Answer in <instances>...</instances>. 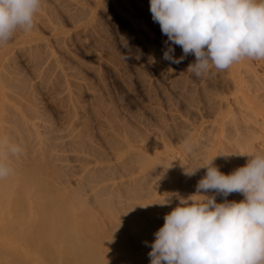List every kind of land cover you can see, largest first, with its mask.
<instances>
[{
    "label": "rangeland",
    "instance_id": "obj_1",
    "mask_svg": "<svg viewBox=\"0 0 264 264\" xmlns=\"http://www.w3.org/2000/svg\"><path fill=\"white\" fill-rule=\"evenodd\" d=\"M166 40L167 37L161 33L159 24L152 19L150 0H41L35 16L34 27L29 31L17 29L7 42H0V136L2 137L4 133V137H0V159L2 155V159L5 161L7 159L9 163L16 164V167L18 165L13 160L14 156L9 155L10 160L8 155L6 156L3 142L7 140L9 146L16 145L22 148L23 150L20 149L22 153L25 150L23 154L19 151L20 153L18 152L19 155H17L19 158L18 163L23 161L18 165L19 171H16L19 173L18 175L24 177V174H30L27 170L31 171L32 168V174H36L28 178H36L39 175L38 170L40 171L42 166V169H45V173L50 172V175H53V178H55L53 180L57 185L59 184L58 186L68 185V187L74 188L73 190H77V186L78 190L80 188L83 190L85 178H87L85 184H88V179L90 180L88 186H91L90 182L93 181L92 179L96 178L98 182L101 179L104 180L107 175L109 177L106 180L125 178L129 172H133L135 169L133 165L138 161L137 154L135 152V155L134 151H142L145 147H151L162 155L172 152L174 154L173 158L180 168L187 162V166L192 168L190 171H193L197 167L206 165V163H202L204 159H206L204 161H207V158L215 156L214 154L217 151L219 152L222 144L220 141H223V139L221 140L223 138L221 133L224 128V132L228 133H224V137L227 135L226 138L229 137L230 140L231 135L236 134L234 132L236 131L235 129L239 128L241 135L242 133L243 135L244 133L248 134L247 132L249 131L251 134L252 131L255 134H253L254 137L247 144L246 137L250 139V134L240 138L242 136L239 135V137L237 135L238 132L236 134L238 137L236 135L233 137L241 142L233 139L237 143L235 146L234 142L227 138V145L232 142L228 149H236L234 152L236 153L237 151L238 154L234 155L235 153H231V149L228 150L226 142H224L226 148L223 143V148L220 150L221 155H223L221 156L217 152V157L223 158L225 155L224 160H229L228 163L232 166L233 162L230 163V159L226 158H230L233 154L235 157L231 158V160L238 158L236 160L240 161V164H236L239 166L233 164L232 167L235 166L236 168L245 164L239 159L238 155L256 154L257 149V154H263L264 59L253 60L247 58L252 71L255 69V76L252 75L253 73L250 75V72L244 70V64H242L244 58L240 62H234L230 66L231 68L226 70L218 71L212 67L208 73L196 76L193 72L186 70L188 64L195 60L193 55H189L180 64H171L169 61L162 59L165 49L164 41ZM173 47L175 48L174 55L180 57L182 49L177 45H173ZM249 76L251 78H248ZM258 77L261 79L258 80ZM254 83L258 84V86L254 85ZM260 89H262V95ZM219 96L220 98H216ZM248 107L252 110V115L249 114L251 112L247 110ZM11 111L12 113H10ZM240 111L241 113H246H242L245 116L241 115V117ZM6 113L9 115H4ZM12 114L15 115L13 118ZM1 115L3 116L1 117ZM247 115H250V118ZM239 117L242 118V121ZM237 118L238 120H236ZM20 120L21 124L19 123ZM229 121H232V123ZM224 123L226 127L223 125ZM237 123L245 124L242 126L243 131L239 127L241 125H236ZM253 124L256 126L252 127ZM228 127H232L229 128L230 131L227 130ZM27 129L32 133L29 132L28 134ZM231 130L235 134H232ZM209 133L211 134L209 135ZM28 135H32L31 139ZM19 139H21V143ZM41 140L43 145H41ZM242 140L245 141V145ZM23 141L25 144L22 143ZM238 143L241 147L238 146ZM35 144L39 145L40 148L38 145L37 147L40 150L42 147L45 148V150L42 148L43 152L41 150V154L44 157L41 155L43 160L40 164L36 162L40 161L36 158L37 154L33 153L38 149ZM249 144L250 147H248ZM34 145L35 148H33ZM218 146L220 147L219 150ZM200 147L204 153H202ZM205 147L206 149H204ZM195 148L198 150L196 151ZM240 148H242V151ZM226 149L230 151L231 155L228 152L230 156L226 155ZM32 150L34 151L32 152ZM68 150L70 151L68 152ZM259 150L262 152H259ZM49 151H53L55 154H51ZM60 154L63 155L61 156ZM48 155L50 156L47 157ZM51 155L53 159L55 158L54 160ZM187 155L191 157L188 158ZM243 156L241 159L246 160L248 158V156L246 158ZM61 157L65 158L62 159ZM197 158L201 159L196 160ZM56 160L57 162H54ZM224 160L218 161L222 163ZM58 162L59 164L63 163V165L60 166ZM130 163L132 164L131 167L129 166ZM28 164H30V169H28ZM137 164L135 165L137 166ZM222 164L224 166L219 170L224 174L231 173L229 172L231 166H227L228 168L225 169L227 164L225 162ZM13 165L11 167H15ZM36 166H39V169ZM89 167L92 168L90 169ZM185 168L186 166L182 168V174L179 173V182L177 184L180 183V186L177 189L179 190L183 186L186 187V191L184 187L182 188L183 190L180 189L182 193L185 192V195L189 185L190 191L188 190V192L190 195V192L196 190L197 177L205 176L206 168L205 173L202 167L198 170L199 173L201 171L200 174L197 175L198 172H196L195 176L191 177L184 174L186 173ZM190 168L187 167V171ZM235 168H231V170H235ZM23 169L26 170L24 171ZM87 169L91 170L88 173H90L92 178L88 176ZM15 170L18 169L16 168ZM85 170H87L86 174ZM102 170L104 171L102 172ZM156 170L158 171L159 169H154L155 172ZM109 171H112V173ZM14 172L12 171L11 173ZM44 172H42L43 175L45 174ZM123 172L124 174H122ZM127 172L128 174H126ZM82 174L86 175L85 178H82ZM94 174H97V176ZM99 174H101L100 177L103 176L102 178L99 177L100 179L98 178ZM110 176L113 177L110 178ZM76 178H81L82 180V182L78 181L79 185L75 183ZM148 178L145 181L142 180L141 183L137 182L141 186L143 182L148 184H144L149 189L148 191L146 186L144 188L142 186L136 191L141 192V189L143 193L141 192L140 194L142 196L145 190L149 192L150 189H155L153 187L155 186L154 179L151 178L150 180ZM194 180H197L196 183ZM96 181V185L101 184V181L98 183ZM131 184L130 186L124 185V190L127 191L129 188L128 190L132 191L127 192L132 193L137 187L134 186V182ZM138 184L135 185L139 186ZM175 186L177 187V185ZM192 187L195 188L193 189ZM85 188L87 187L84 186ZM177 189H173V192L181 193ZM126 191L121 193L122 196L127 193ZM81 193H84V191ZM131 193H128V195ZM140 194L137 195L138 201L145 199V197L139 196ZM191 195L195 196L192 193ZM176 196L178 197V195ZM241 196L243 195L238 193V200L244 199ZM123 197H121L122 200L124 199ZM175 197L173 199L176 201L178 198L176 199ZM222 197L224 199L218 196L219 201L221 200L220 203L227 198ZM88 200L87 202L93 204V201ZM193 200H197V196ZM131 201L134 202L136 200ZM174 205L176 206V203Z\"/></svg>",
    "mask_w": 264,
    "mask_h": 264
},
{
    "label": "clouds",
    "instance_id": "obj_2",
    "mask_svg": "<svg viewBox=\"0 0 264 264\" xmlns=\"http://www.w3.org/2000/svg\"><path fill=\"white\" fill-rule=\"evenodd\" d=\"M40 4L0 0V42L17 29L31 30ZM150 12L167 37L162 59L180 64L193 55L186 70L196 76L212 67L226 70L242 58L264 59V0H150ZM173 45L182 49L180 57ZM3 143L6 156L20 151ZM247 156L246 165L229 174L214 166V159L186 171L191 177L207 169L196 185L202 198L177 197L178 205L154 233L150 264H264V154ZM11 171L0 159V179ZM210 191L224 197L241 193L244 199L217 203L215 195H206Z\"/></svg>",
    "mask_w": 264,
    "mask_h": 264
},
{
    "label": "bare ground",
    "instance_id": "obj_3",
    "mask_svg": "<svg viewBox=\"0 0 264 264\" xmlns=\"http://www.w3.org/2000/svg\"><path fill=\"white\" fill-rule=\"evenodd\" d=\"M243 60L244 61H243L242 64H244V70H247L248 72H250V75H251V73H253L252 75L255 76L254 75L255 69H254V71H252V68L248 64L247 58H244ZM240 65H241V63H240ZM242 66H240V67L242 68ZM229 68H231V67H229ZM248 78H251V77L249 76ZM259 79H261V78L258 77V80ZM254 85H256V83H254ZM256 86H258V84ZM260 87H258V88H260ZM255 90H256V88H255ZM261 90L262 89H260V93H261ZM262 94L263 93H261V95ZM256 95H259V94H256ZM216 98H220V96L216 97ZM233 99H234V97H233ZM259 99H261V98H259ZM216 100L219 101L218 99H216ZM234 102H236V101H234ZM243 104H245V103H243ZM3 105L4 104H2V106ZM244 107H245V105H244ZM249 107H248L247 110L249 112H251L252 110ZM4 108H6V107H4ZM6 109H5V112H6ZM234 109H236V108H234ZM237 110H236V112H237ZM10 113H12V111ZM239 113H241V111ZM242 113H244V112H242ZM242 113L240 114V116L246 114V113H244V114H242ZM249 114L252 115V112L249 113ZM4 115H9V114L6 113ZM2 116L3 115H1V117ZM13 116H15V115L12 114V118H13ZM247 116L249 117L250 115H247ZM254 116H252V117L254 118ZM10 117H11V115H10ZM230 118H232V117H230ZM15 119H16V117H15ZM241 119L242 118H240V120ZM236 120H238V118ZM7 121H9V120L7 119ZM16 121H17V119H16ZM225 121H228V120H225ZM229 122L232 123V121H229ZM256 122H258V121H256ZM19 123L21 124V120H20ZM250 123H252V122H250ZM238 124H240V123H237L236 125H238ZM223 125L225 126V123ZM226 125H227V122H226ZM240 125L241 126H239V127H241V129L243 131V127L242 126H244L245 124L244 125L240 124ZM254 125L255 124H253L252 127ZM257 125H260V124H257ZM12 126H10V127H12ZM224 126H223V128H224ZM233 126L235 127V125H233ZM214 127H215V125H214ZM229 128H232V127H228L227 130H229ZM7 129H8V127H7ZM233 130H231V132H233ZM235 130L236 131H234V132H236V134H237L240 131V128L239 129H235ZM7 131H6V134H7ZM14 131H17V130H14ZM27 131H28V129H27ZM224 131H225V128L223 129V132L221 133V137H223V138H221V140L223 139V141H220V142L222 144L224 142H226V145H227L228 144L227 138H229V137L226 138L227 135H225V137H224V133H226ZM29 132H30V130L27 133L29 134ZM234 132L232 134H235ZM30 133H32V132H30ZM239 133L237 134L238 136L241 135V133L240 134ZM247 133L250 134V139H249V137L245 136V135H248L246 133H244V135L242 133V135H241L242 137H240V136L239 137L240 138H244L243 136H245L247 141L245 139H243V140H245L246 143L248 144L250 142V140L254 137L253 134H255V133H253V131H252V134L250 133V131L247 132ZM210 134L211 133H209V135ZM226 134H228V133H226ZM2 135H3L2 137H4V133ZM37 135H38V133H37ZM235 135H231V140H230V138L228 139V140L234 142L233 143L234 146L237 145V143L235 142L237 139H235L233 137ZM31 136L32 135H30V136L28 135L29 138ZM41 136H42V134H41ZM35 137H33V138L35 139ZM139 138H138V140H139ZM157 138H158V135H157ZM206 138H208V137H206ZM225 138H226V140L224 141ZM6 139H8V138H6ZM21 139H19L20 143H21ZM42 140H43V138H42ZM42 140H41L42 144L40 143L41 145H43ZM151 140L154 141L153 138H151ZM206 140L207 139H205V141ZM243 140H242V143L244 144L245 141H243ZM263 140H261V141H263ZM237 141L241 142L240 140H237ZM158 142H160V141H158ZM167 142H169V141H167ZM207 142H208V140H207ZM17 143H18V140H17ZM22 143L25 144L24 141ZM231 143L232 142H230L229 145H227V146L225 145V143L223 145H224V147L226 146L227 149H228V146H230ZM1 144H3V143H1ZM200 144H202V143L200 142ZM204 144L208 145L206 143H204ZM222 144L220 146L221 148L218 146V150H219V148H220V150L223 148ZM35 145H34L33 148H35ZM37 145H36V148L39 147V145H38V147H37ZM198 145H197V147L199 148ZM19 146H20V144H19ZM203 146H201V147H203ZM238 146H240L239 143H238ZM238 146H237V148H238ZM22 147H23V145H22ZM44 147H46V146H44ZM201 147H200V150H202V153H204L203 149ZM248 147H250V144H249ZM39 148L37 149L38 151L34 149L35 152H33L34 150H32V152L34 154H37L36 158H38V160H40V161H36V160L35 161L40 164V163H42L41 161L43 160V158H42L43 155L41 154V150H42L43 147L41 148V150ZM19 149L23 150L22 148H19ZM49 149H50V147H49ZM204 149H206V147ZM227 149H226L227 154L225 152V154L227 156H230L231 153H235L234 150H236V149H234V147H233L234 150L229 148L232 151L230 153V151H228L229 149L228 150ZM240 149L242 151V148H240ZM43 150H45V148H43ZM43 150H42V152H43ZM197 150L198 149H196V151ZM220 150L218 152L217 149H216V151L221 155ZM243 150H245V149H243ZM24 151H23V153H24ZM36 151H37V153H36ZM69 151L70 150H68V152ZM257 151H258V149H257ZM257 151H256V154H257ZM262 151L259 150V152H262ZM49 152L51 154L52 153L55 154V152H53V151L52 152L49 151ZM49 152H48V154H49ZM135 152H136L137 155L135 154ZM217 152H216V154H214L215 156H210V158H207V161H204V160H206V159H204L202 163H206V165H208L210 163V161H212L214 159L213 160L214 166L218 167L219 169L221 167L223 168L224 164H222V163L225 162V164H227L229 160L228 161L224 160L225 159L224 158L225 155L223 156V158L222 157H217L218 156ZM228 152H229L230 155L228 154ZM21 153H22V151H21ZM33 153H32V155H33ZM78 153H80V152H78ZM236 153H237V151H236ZM236 153L234 155H236ZM245 153H246V151H245ZM262 153L264 154V152H262ZM130 154H131V152H130ZM134 154L138 158L137 159L138 161L135 160L138 163L137 164L135 162V164H137V166L135 164L133 165L134 166L133 168H135L136 170L134 169L133 172L132 173L129 172V174L127 172L126 174H128V175H126L125 178H122V179H119V180H115L116 179L115 177H117V176H115L114 180L113 179L106 180V178L109 177V176L107 175L108 171L105 169V171H107V173H106L107 177H105L104 180L101 179L100 180L101 184H97V185L95 183L96 178L93 177L95 179H92L93 181H91L90 184H91V186L94 185V184L96 186L94 185V186L91 187V186H88L89 185V181H90L89 179H88V184H85V182H87V181H85L87 178H85L86 175L82 174L83 175L82 178H85V180L83 179L84 180V184L82 183L83 184V188H82L83 190H81V188H80V190H78V187L75 185L76 188H77V190L75 189L76 191L73 190L74 188L68 187V185L67 186H64V185L58 186L59 184L57 185L54 182V180H53V179H55V178H53V175H50L51 174L50 172H47L48 174L44 172L45 169H42V166H41L42 164L39 165V166H41L40 167L41 170L40 171L38 170L39 175L38 176L35 175L36 178H33V177L32 178H28V177L34 176L33 174H36V173L32 174V168H31V171L27 170V171L30 172V174H27L28 176L25 175V174H24V177H22L21 175H18L19 174V173H17L19 171V166L18 165L21 162H23V161L20 160L21 162L18 163V160H19V158L17 156V155H19L18 153L16 155H12V156H14V158H13V160H15L14 162H17V164H18L17 167H16V164L13 165L12 162H11L12 164L9 163V161L7 159H6V161L4 160V162L8 166H10V167H11V165L15 166V167H11L12 171L13 172L15 171V172L14 173H10L11 175L9 176V178H7L8 177L7 176V177H5L6 179L5 178L0 179V264H150V257L148 256V253L151 251L150 245L155 239L154 233L160 227L163 226V224H164V216L167 213H170L172 211V209L177 206L179 201L177 202L178 199H177L176 195H178V197L191 196V193L192 194L196 193V190H193L196 186L194 188L192 187L193 188L192 189L193 192L194 191L195 192L194 193L190 192V195H189L188 190L190 188H188L189 185L186 184V185H188L187 186V193L185 194L186 196L184 195L185 192L182 193V191H180V189H182L184 187L183 185H182L183 186L182 188L180 187L179 190L177 189L178 186H180L179 185L180 183L179 184H177V183L179 182V180H178L179 179V175H180L179 173H181L182 168H184V166H186V168L187 167L190 168L191 166H187V164H186L187 162L186 163L184 162L186 165L183 163L184 165H182L181 166L182 168H180L178 163L175 162V160L173 158L174 154L172 152H168V154L162 155V154H159L155 149H153L151 147H145V148H143L142 151L141 150L140 151L139 150L134 151ZM198 154H199V151H198ZM188 155H187V157H188ZM190 155H192V154H190ZM234 155L232 154L230 156V158L226 156L227 157L226 159H230V163L233 162L232 166H233V164H235V165L236 164H240L239 163L240 161L236 160L238 158L234 159L235 163H234V160H231V158L235 157ZM33 156H35V155H33ZM49 156L50 155H48L47 157H49ZM238 156L240 157L239 159L242 160L243 163H245L244 165H246L249 157L245 160V159H241V157L243 155H238ZM246 156L244 155L243 157L246 158ZM8 157H9V160H10V156L9 155H8ZM8 157H6V158H8ZM23 157L25 158V156H23ZM190 157H188V158H190ZM199 157H201V156H199ZM51 158L53 159V156ZM58 158H59V156H58ZM63 158H65V157H63ZM122 158H124V157H122ZM193 158H195V157H193ZM220 158H222V159H220ZM1 159H2V155H1ZM52 159H51V161H52ZM80 159H81V157H80ZM130 159H132V158H130ZM198 159L199 158H197L196 160H198ZM31 160H34V159H31ZM58 160H60V159H58ZM186 160H188V159H186ZM218 160L219 161L220 160H224V162L222 161V163H221ZM54 162H57V160L54 161ZM122 162H121V164H122ZM132 162H133V160H132ZM182 162H183V159H182ZM188 162H189V160H188ZM195 162H197V161H195ZM236 162H238V163H236ZM242 162H241V164H242ZM118 163H119V161H118ZM49 164H50V162H49ZM58 164H59V162H58ZM194 164H196V163H194ZM200 164H199V166H200ZM28 165H29L28 169H30V164H28ZM59 165L61 166V165H63V163L59 164ZM131 165L132 164L130 163L129 166L131 167ZM218 165H220V166H218ZM244 165L242 164L240 166L242 167ZM39 166H36L37 169H39ZM123 166H125V165L123 164ZM227 166L229 167L231 165H229V163H228L226 165L225 169L228 168ZM232 166L229 168L230 169L229 172L233 171V170H231V168H235V166L234 167H232ZM236 166H239V165H236ZM13 168H15V169L17 168L18 170H15V169L13 170ZM21 168H23V167H21ZM24 168H26V167H24ZM44 168H45V166H44ZM106 168H107V166H106ZM125 168H126V166H125ZM127 168H128V165H127ZM186 168H185V170L187 171ZM236 168H238V167H236ZM67 169H69V168H67ZM154 169H159V170L158 171L156 170V172H155ZM203 169H204V173H205V168H203ZM46 170H48V169H46ZM87 170H85V174H86V171H87V173L91 172V170H89V169H87ZM151 170H153V171H151ZM190 170H192V168H190L189 171ZM27 171H26V173H27ZM49 171H50V169H49ZM103 171L104 170H102V172ZM183 171H184V169H183ZM206 171H207V169H206ZM42 172H44L45 174L43 175ZM92 172L94 173L93 170H92ZM98 172H97V174H98ZM109 172L112 173V171H109ZM149 172H150V174H149ZM152 172L153 173L155 172V173L153 174ZM200 173H201V171H200ZM200 173L198 172L197 175L200 174ZM20 174H21V171H20ZM52 174H54V173H52ZM88 174H89L88 176L91 177L90 173H88ZM97 174H94V175L97 176ZM104 174H105V172H104ZM122 174H124V172ZM106 175H104V176H106ZM100 176H101V174L98 175V178ZM148 176H149L150 180H151V178L154 179L155 186H153V187L155 189H153V190L150 189V191L147 192L149 189L147 188L146 185H148V184H146L147 182H143V185H142L143 188H144V186H146V188H147V191L145 189H144L145 191L143 190L144 191V195L146 194V192H147V194L145 196L144 195L142 196L140 194L142 192L141 189H140L141 192H136L138 190V188L142 187L141 184L139 185L137 182L139 181V183H141L142 180L145 181L148 178ZM102 177H100V178H102ZM112 177L110 176V178H112ZM203 177L204 176L201 175L200 177H197V180L199 181ZM192 179H193V177H192ZM75 180H76V182L75 181L74 182L76 184H78V181L82 182L81 178H78V179L76 178ZM150 180H149V182H150ZM191 180H190V182H191ZM100 181H98V182H100ZM188 181H186V182H188ZM196 181H195V183H196ZM93 182H94V184H93ZM133 182L135 184L139 185V186H137V185L134 184V186L137 187V188H135L136 190L134 189L135 193H137V194L133 193L134 191L132 193L131 192H127V191H132V190H128L129 189L128 187H127L128 188L127 191L124 190V185L130 186V184L133 183ZM184 183H185V181H184ZM144 184H146V185H144ZM60 185H61V182H60ZM175 185H177V187ZM190 185L192 186V184H190ZM84 186H86L87 188L84 189ZM88 187H90V188H88ZM120 187L123 189V191H122V189L120 190ZM125 188H126V186H125ZM132 188H133V186H132ZM149 188H151V187H149ZM184 188H185V191H186V187H184ZM173 189H177L181 193L176 192V191L173 192ZM79 191H80V193H79ZM83 191H84V193H81ZM119 191H120V194H119ZM124 191L127 192L126 194H127L128 197L126 196L125 193L124 194H125L126 197L124 196V194H123L124 197L122 196L121 193L124 192ZM128 193H131V194L128 195ZM138 194H140L139 196H141L142 198L145 197V199H142V200L138 201L137 200V195ZM206 194L215 195L217 203H220V201H221V200L219 201V198H221V199L223 198L222 196L220 197V194H216V193L211 192V191L206 193ZM182 195H184V196H182ZM237 195H238V193L237 194L232 193V194H229L227 196V198H229L231 201L235 200V201L239 202L242 199L238 200L239 197L237 198ZM196 196H197V200L202 198L199 194H195V196H193V197L196 198ZM218 196H219V198H218ZM87 197H89L88 199L93 201V204L87 202V201H89L87 199ZM121 197H123L125 200L124 199L122 200ZM173 197H175L177 200L175 201V199H173ZM193 197L192 198L190 197V198L191 199H195ZM242 197L243 196H241V198ZM229 199H227V200H229ZM131 200H136V201L132 202ZM167 201H169V203L164 204ZM175 203H176V206L174 205Z\"/></svg>",
    "mask_w": 264,
    "mask_h": 264
}]
</instances>
